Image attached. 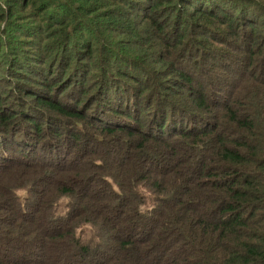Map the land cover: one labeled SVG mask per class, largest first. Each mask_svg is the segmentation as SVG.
Masks as SVG:
<instances>
[{"label":"trees","instance_id":"16d2710c","mask_svg":"<svg viewBox=\"0 0 264 264\" xmlns=\"http://www.w3.org/2000/svg\"><path fill=\"white\" fill-rule=\"evenodd\" d=\"M0 264H264V0H0Z\"/></svg>","mask_w":264,"mask_h":264},{"label":"rangeland","instance_id":"374dc122","mask_svg":"<svg viewBox=\"0 0 264 264\" xmlns=\"http://www.w3.org/2000/svg\"><path fill=\"white\" fill-rule=\"evenodd\" d=\"M132 183V182H131ZM138 191H140V193L143 196V205L141 206L142 210H146L152 207V205L154 204V199L156 198V196L154 195V193L152 191H150L149 189H147L144 184V181H142L140 184H138ZM134 188H136V185L133 186ZM16 194L19 198V200L21 202H24V197L26 195V191L25 189H17L15 190ZM131 195L126 193V197H129ZM69 198L65 197V196H61L59 197L54 203V211L56 212V214L58 215H65L68 209V205H69ZM75 233L77 235V237L80 238V240L82 242H88L89 240H91L94 237V229L91 225L86 224V223H81L79 224V226L75 229Z\"/></svg>","mask_w":264,"mask_h":264}]
</instances>
